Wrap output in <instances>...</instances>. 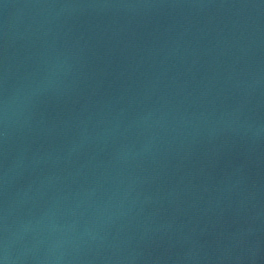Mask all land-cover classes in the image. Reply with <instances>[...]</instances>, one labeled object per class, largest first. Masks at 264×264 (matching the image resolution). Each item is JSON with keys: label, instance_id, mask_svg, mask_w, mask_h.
Masks as SVG:
<instances>
[{"label": "water", "instance_id": "95a60500", "mask_svg": "<svg viewBox=\"0 0 264 264\" xmlns=\"http://www.w3.org/2000/svg\"><path fill=\"white\" fill-rule=\"evenodd\" d=\"M0 264H264V0H0Z\"/></svg>", "mask_w": 264, "mask_h": 264}]
</instances>
